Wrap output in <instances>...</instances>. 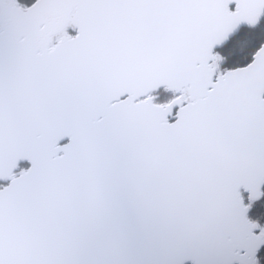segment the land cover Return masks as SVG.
<instances>
[{"label": "snow or ice", "instance_id": "6c2138e0", "mask_svg": "<svg viewBox=\"0 0 264 264\" xmlns=\"http://www.w3.org/2000/svg\"><path fill=\"white\" fill-rule=\"evenodd\" d=\"M0 264H264V0H0Z\"/></svg>", "mask_w": 264, "mask_h": 264}]
</instances>
